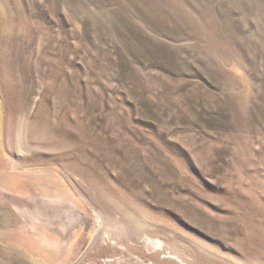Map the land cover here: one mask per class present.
<instances>
[{"label":"rangeland","instance_id":"374dc122","mask_svg":"<svg viewBox=\"0 0 264 264\" xmlns=\"http://www.w3.org/2000/svg\"><path fill=\"white\" fill-rule=\"evenodd\" d=\"M0 264H264V0H0Z\"/></svg>","mask_w":264,"mask_h":264},{"label":"bare ground","instance_id":"6f19581e","mask_svg":"<svg viewBox=\"0 0 264 264\" xmlns=\"http://www.w3.org/2000/svg\"><path fill=\"white\" fill-rule=\"evenodd\" d=\"M56 201V200H55ZM109 262V261H108Z\"/></svg>","mask_w":264,"mask_h":264}]
</instances>
